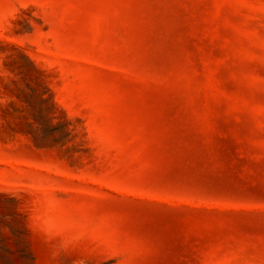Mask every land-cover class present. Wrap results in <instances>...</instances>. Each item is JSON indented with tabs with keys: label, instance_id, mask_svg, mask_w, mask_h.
<instances>
[{
	"label": "rangeland",
	"instance_id": "1",
	"mask_svg": "<svg viewBox=\"0 0 264 264\" xmlns=\"http://www.w3.org/2000/svg\"><path fill=\"white\" fill-rule=\"evenodd\" d=\"M0 264H264V0H0Z\"/></svg>",
	"mask_w": 264,
	"mask_h": 264
}]
</instances>
